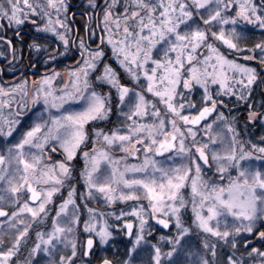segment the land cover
<instances>
[{
	"label": "snow or ice",
	"instance_id": "6c2138e0",
	"mask_svg": "<svg viewBox=\"0 0 264 264\" xmlns=\"http://www.w3.org/2000/svg\"><path fill=\"white\" fill-rule=\"evenodd\" d=\"M89 3L96 7L95 0ZM118 3L111 0L104 7V31L107 44L132 83H122L121 74L108 63L95 80L115 89L116 104L125 118L119 127L109 131L94 128L92 136L86 128L89 122L109 118L112 93L102 94L93 87L90 75L104 51L99 46L90 50L82 38V62L68 70L59 89L54 81L61 73L56 71L42 76L31 93L24 87L27 81L11 89L0 87V97H5L0 100V217L5 218L0 221V264H21L12 258L22 246L28 249L22 264H34L41 253L48 257L46 264H76L73 258L77 256L76 233L81 220L72 181L77 178L83 179L88 197H93L95 190L110 204L116 200L137 202L131 208L136 229L131 219L123 221L129 246L115 264H246L234 252L221 257L217 246L222 243L236 249L240 233H253L257 222L264 226V143L248 141L245 146L228 117L217 110L223 101L214 98L211 86H219L217 95L223 92L239 100L251 95L256 70L229 59L221 47L237 53L259 49L264 65V40L248 48L241 43L244 34L236 27L246 21L264 29V0L259 5L254 0H126L122 14L114 15ZM233 4L234 15L228 12ZM49 9L54 10L55 20ZM67 10L65 0L36 5L29 0L22 4L7 0V6L0 0V18L19 25L29 14H42L47 18L42 30L55 35L65 48L70 29L61 13ZM31 46L42 47L35 41ZM197 88L202 89L199 108L187 99ZM18 89L22 95L17 110L5 115L4 107L11 109L15 100L9 93ZM185 102L194 113H185ZM158 105H163V112ZM257 115L249 111L248 120ZM260 115L264 119V114ZM199 131L206 140L196 139ZM90 140L91 149H81ZM57 149L64 159L50 155ZM78 150L84 161L81 170L71 163ZM113 150L125 155L115 157ZM138 153H142L139 163H121ZM174 157H181L182 162H175ZM201 162L214 165L213 176H205ZM66 181L67 196L61 197L50 228L37 230L29 244L33 223L49 219L48 206ZM142 200L148 201L147 207L139 203ZM189 206L191 220L186 222L182 210ZM87 211L83 231L89 235L81 241L82 257L89 256L94 236L100 244L113 236L107 221L97 219L104 213L91 207ZM125 215L122 211L117 220ZM149 216L165 229L172 225L175 234L161 235L151 243L145 231ZM257 234L264 239V231L257 230ZM194 236L199 238L195 249L190 243ZM64 249H70V254H63ZM253 254L264 264V251L252 247L248 255ZM98 264L114 261L100 258Z\"/></svg>",
	"mask_w": 264,
	"mask_h": 264
},
{
	"label": "flooded vegetation",
	"instance_id": "af4514ba",
	"mask_svg": "<svg viewBox=\"0 0 264 264\" xmlns=\"http://www.w3.org/2000/svg\"><path fill=\"white\" fill-rule=\"evenodd\" d=\"M125 2L126 0H119L117 6L113 9L114 15L117 13L122 14L123 9L121 6ZM254 2L259 5L261 0H254ZM65 3L68 5V10L66 14L61 13V18L66 19V23L70 29V31L67 32L69 39L67 48L63 46L62 42L59 41L55 35L42 30V26L47 20V18L43 17L42 14H32V17L26 18L24 22L19 25L14 22L9 23V21L0 18V87L11 89L13 86L27 81L24 87L27 91H29V93H31L35 89L36 83L42 76L51 75L54 71H56L61 73V75L58 76L54 81V85L59 89L62 86V83L67 80L68 70L77 67L78 62H82L83 57L81 56V49L79 47L81 38L84 40L86 47H88L90 50H95L96 47L99 46L104 51V57L98 63L97 69L91 73L90 81L92 82V85L96 91L102 94L111 91L112 113L109 114V118L107 120L92 121L86 125V128L89 129L90 136H92V129L100 128L104 131H109L110 129L119 127L121 122L125 119L120 115V109L116 104L115 89H110L108 84L95 80V76L100 74L102 71L103 64L108 63L114 69H116V71L121 74L122 83H127L131 86L132 82L128 81L124 70L119 66L116 57L113 55L111 45L107 44V33L104 31L103 24V9L108 3H111V0H95V8L91 3H89V0H65ZM37 11L41 10L38 9ZM261 11H264V9H261ZM49 12L52 14L53 20H55L56 17L54 10L49 9ZM228 12L232 15L235 14V4H233L232 8H230ZM224 27L227 29L230 27V25H225ZM236 27L237 31L244 34V38L242 39L241 43L247 44L248 48H251L254 43H259L264 40V29H260L256 25L248 24L246 21H241L236 25ZM60 30L63 31V29ZM102 36L105 37L104 43H101ZM34 41L42 46L39 50L31 46ZM204 51L205 50L202 48L200 52L203 53ZM221 51L224 52L229 59H234L238 63L246 64L256 70L257 80L253 83L251 95L247 100H239L236 96L224 95L223 92H221V95L214 96V98H216L218 101H223V103H218L217 110L222 111L225 116L234 120L236 123V129L239 132L242 131L240 125H243L246 128L249 125L252 126L254 124H259L260 122V114L263 113L262 108H264V65H262L259 60V49H256L254 52H248L245 50L243 52L237 53L234 50H228L226 46H224L221 47ZM248 55H255L257 59H245V57ZM49 57H54V59H50ZM214 89L217 90L218 85L215 86L213 90ZM9 95L14 96L15 100L11 102V109L7 108L6 106L4 107L3 112L5 115H7L9 111L14 112L17 110V101L20 100L22 93L18 89L14 93L10 92ZM148 97L152 98L151 94H149ZM3 99H5V97H0V100ZM233 99H235V101H233ZM233 104H237L236 107L232 108L231 105ZM249 105H251V107H249ZM158 106L163 111L162 105ZM249 111H256L258 113L257 117L253 120H248ZM28 114L30 115L31 113ZM215 115L216 113L214 112L207 118L208 121H211ZM144 119L147 121L150 120V117H145ZM203 123L204 121L201 122V125ZM194 127L200 128L201 126ZM214 127L216 126L214 125ZM242 137V133L240 134L239 132V139L241 140ZM196 139L198 141L201 139L206 140L207 137H203L202 131H199L197 133ZM190 140L191 137H189V141ZM248 141L244 138L243 142L245 143L246 147L248 146ZM91 147V140L86 142L85 145H81V149L83 150H90ZM137 147H139V145H137ZM112 154L115 157L125 155V153L119 150H113ZM50 155L57 160L64 159V156L59 149L53 153H50ZM167 155H169V153H165V156ZM141 159L142 153H138L137 156H129L126 161H122L121 163L127 162L130 164H135L139 163ZM173 159L177 163L182 162L181 157H174ZM172 162L173 161H169V163ZM71 163L74 165L75 169H83L84 161L80 150L77 151V155L74 157ZM209 163L210 165L212 164L211 160ZM201 164L205 176H213L215 171L214 165L209 167L208 165H203L202 162ZM76 175L77 173L74 172V176ZM72 183H74L77 190L76 201L80 205V208L78 209L81 220L79 229L81 230L80 226L82 225L84 217L89 216L87 211L88 207L97 209V213H104L105 217L110 216L111 214L113 215V213L116 214L123 211L126 215L122 217L121 221L114 224V232L115 235L119 236V242L116 243V245L118 247L120 246L121 248L126 246L130 238H127V235L124 233L123 221L129 219L127 214L129 213V209L131 207L130 201L116 200L110 204L101 194L95 192V190H93V197H88V190L85 188L82 178H77L73 180ZM67 191L68 181L65 182L64 187H62L61 191L58 193V199L60 202L61 197L66 198ZM140 203L147 207L148 202H145V200L140 201ZM85 205H87V207H85ZM189 215H191L190 206L187 210V216ZM160 218L163 217L161 216ZM131 220L134 223L135 231L136 221L133 219ZM147 229L149 232L147 233L146 237L148 239H153L151 241L153 244L159 240L161 235L173 234L172 225H170L168 230H164L154 221L151 216L148 217ZM257 230L258 227L256 226L253 233L249 234V241H251L253 238L256 239L254 241V245H256L258 242V234L256 233ZM247 242L243 244L244 248L251 245ZM224 246L226 245L222 243L218 244L217 250L224 248ZM96 247L97 241L94 238V248L90 251L89 256L86 257L87 260L85 262H93L94 264H98L99 259H91ZM106 258L111 259L110 257Z\"/></svg>",
	"mask_w": 264,
	"mask_h": 264
},
{
	"label": "rangeland",
	"instance_id": "374dc122",
	"mask_svg": "<svg viewBox=\"0 0 264 264\" xmlns=\"http://www.w3.org/2000/svg\"><path fill=\"white\" fill-rule=\"evenodd\" d=\"M20 2L22 4V0H20ZM46 2H47V0H29V3H32L33 5L46 4ZM4 3H5V6H7V0H4ZM38 12H40V11H38ZM29 17H32V14H29L27 16V18H29ZM3 19L8 21L7 18H3ZM201 50L202 49H200V51ZM127 79H128V81H130V79L128 77H127ZM215 86H217V85H212L211 86V91L213 92L214 96L217 95L216 94L217 90H215V89L213 90V88ZM184 91L187 94V90H184ZM201 93H202V89L197 88V89H195L193 91V93H192V95L190 97H187V99L191 98L193 100V102L196 104L197 108H199L201 106ZM147 95H149V94H147ZM219 95H221V92H220ZM263 96H264V92H263ZM177 99L179 100V98H177ZM233 101H235V99H233ZM236 105L237 104H233V105H231V107L234 108V107H236ZM162 109H163V105H162ZM184 111H185L186 114L188 112H193L194 113L195 109H188L187 103L185 102V110ZM262 112H263L262 114H264V108H262ZM259 121H260L259 124H254L252 126L249 125L246 128L243 125H240L242 131H239V132H240V134L242 133V136L247 141L250 140L253 143H257V144L264 143V140H262V138H264V119H262L261 116H260ZM228 122L231 123L233 125V127L236 128V123H235L234 120L228 118ZM214 129H215V127H214ZM238 129H239V127H238ZM225 132H226V129H225ZM243 137L241 138L242 142L244 141ZM256 141H258V142H256ZM60 152H61V150H60ZM257 164L259 165L260 162L257 161ZM145 202H148V201L145 200ZM59 203H60V201L58 199V193H57L53 197V203L48 206V208H49V219L43 224L39 223L38 221L36 223H33L32 229H30V231H29V244H31L35 240V232L37 230H47L48 228H50V218H51V216H53L55 214V209H56V207H58ZM136 204H137V202L130 201V206L131 207L129 209V213L127 214V217H129V219H133L135 221H136V218L131 216V208H132V206H134ZM8 210L11 211V207H9ZM182 211L184 212V216H183L184 220L186 222L190 221L191 220V215L187 216V210H182ZM117 216H120V212L116 213L114 215L111 214L110 216H107V217L104 216L102 218L97 216V219H102V220H106L107 221V223L110 225V230L113 232V236L109 239L108 243H106V244H100L99 243V238L94 236V238L97 241V247L94 250L93 256L91 257L92 260H98L100 258L110 257L115 263V261H117V260L122 258V255L125 252L126 246H129L127 244L126 246L121 248L120 246L118 247L116 245V243L119 242V236L115 235L114 224L122 220V217L120 218V220H117ZM4 219H5L4 217H0V221H2ZM87 219H88V217H84L83 221H85ZM83 221H82V225L80 226L81 230L78 227V230H77V233H76V236H77V256L73 258L74 261H76V264H88L87 262H85L87 260V258L86 257H82V250H81V245H80L81 241H85V239L89 235V233H86V232L83 231ZM136 224H137V221H136ZM256 226L258 227V230L264 231V230H262L263 226L261 225L260 222H257ZM5 228H6V226H5ZM147 230L148 229H147V225H146V229H145L146 233L149 232ZM174 234L175 233H174V228H173V235ZM249 234L250 233L243 232V233L239 234V236L236 237V240H237L236 249H232L231 246L230 247L224 246V248H222V249L220 248L219 249L218 254L221 257H223V255L225 253H233L234 252L236 257L244 260L246 262V264H260V260H261L260 257L255 256V254H253V256H249L248 255V251H250L252 247L259 248V249L263 248L262 246H260V244L259 245H254V241L256 239H254V238L251 239V241L253 243L251 245H249L248 247H246V248L243 247V244L250 240V235ZM8 239H9V237L5 236V241L6 242H7ZM146 239L149 240L150 242L153 240V239H148L147 237H146ZM257 241H258V243H264V239L260 238L259 236L257 237ZM190 243H191V246L195 249V247L199 243V238L195 237V236L192 237ZM110 244H111V246H110ZM63 254H66V255L70 254V249H64ZM27 256H28V249L26 247L22 246L21 250L17 254V256L13 257L12 259H13V261L19 259L21 261V264H22V262L25 260V258H27ZM47 259H48V257L44 256V254L41 253L40 255H38L34 259V264H46ZM91 264H94V263L92 262Z\"/></svg>",
	"mask_w": 264,
	"mask_h": 264
},
{
	"label": "water",
	"instance_id": "95a60500",
	"mask_svg": "<svg viewBox=\"0 0 264 264\" xmlns=\"http://www.w3.org/2000/svg\"><path fill=\"white\" fill-rule=\"evenodd\" d=\"M154 221L161 227V228H163V226L162 225H160L159 223H158V221H157V219H154ZM170 228V227H169ZM168 228V229H169ZM164 230H168V229H165V228H163ZM127 238H129L128 236H127ZM247 243H249V244H252L253 242L252 241H249V242H247ZM93 248H94V245H93ZM93 248L91 249V250H93ZM90 250V251H91Z\"/></svg>",
	"mask_w": 264,
	"mask_h": 264
},
{
	"label": "trees",
	"instance_id": "16d2710c",
	"mask_svg": "<svg viewBox=\"0 0 264 264\" xmlns=\"http://www.w3.org/2000/svg\"><path fill=\"white\" fill-rule=\"evenodd\" d=\"M261 140V139H260ZM259 141V140H258ZM258 141H256V142H258ZM262 230H264V226H263V228H262ZM260 244V246H262L263 248L261 249L262 251H264V243H256V245H259ZM226 247H230V245H226ZM219 251V250H218ZM260 259V258H259Z\"/></svg>",
	"mask_w": 264,
	"mask_h": 264
}]
</instances>
